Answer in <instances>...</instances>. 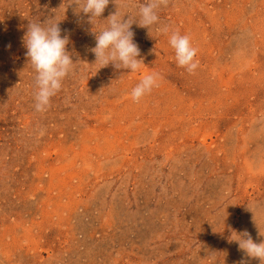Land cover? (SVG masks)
Listing matches in <instances>:
<instances>
[{
  "label": "rangeland",
  "instance_id": "1",
  "mask_svg": "<svg viewBox=\"0 0 264 264\" xmlns=\"http://www.w3.org/2000/svg\"><path fill=\"white\" fill-rule=\"evenodd\" d=\"M146 2L90 20L70 0H0V264H260L229 239L264 241V0H169L131 25L139 71L99 69L95 33ZM48 21L74 64L38 112L23 37ZM173 31L198 50L194 73Z\"/></svg>",
  "mask_w": 264,
  "mask_h": 264
},
{
  "label": "clouds",
  "instance_id": "2",
  "mask_svg": "<svg viewBox=\"0 0 264 264\" xmlns=\"http://www.w3.org/2000/svg\"><path fill=\"white\" fill-rule=\"evenodd\" d=\"M110 0H70L68 5H75L89 19L99 18L109 5ZM169 0H147L146 3L138 7L139 20L124 19V15L119 12L110 14L106 19L107 27L98 34L95 33V47L91 51L95 55V62L100 68L109 64L116 69H127L137 72L144 65L140 57L139 46L134 42V33L131 25L135 22L139 27L149 28L157 24L159 17L157 10L167 7ZM59 21H48L47 23L32 22L28 24L27 31L23 37L26 48V57L31 64L36 75L34 78L36 91L34 93L35 110L44 112L50 106V100L62 87L63 79L72 70L74 64L66 51L69 43L67 36L61 35ZM158 31L169 33V28L164 26ZM169 45L174 50L175 61L181 68H185L190 74L194 73L198 67V61L194 58L197 49L191 45L188 35H181L179 31L171 32ZM162 77L157 72L143 75L139 83L132 89L130 96L134 102L139 100L154 87L158 86V81ZM230 242H236L238 249L246 257L256 259L260 264H264V241L254 242L252 236L244 231L237 233L232 231ZM240 264H247L242 259Z\"/></svg>",
  "mask_w": 264,
  "mask_h": 264
}]
</instances>
